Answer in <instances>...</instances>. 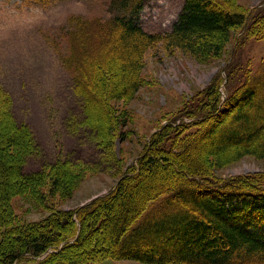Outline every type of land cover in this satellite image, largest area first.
I'll return each mask as SVG.
<instances>
[{
  "label": "trees",
  "instance_id": "16d2710c",
  "mask_svg": "<svg viewBox=\"0 0 264 264\" xmlns=\"http://www.w3.org/2000/svg\"><path fill=\"white\" fill-rule=\"evenodd\" d=\"M106 1L108 18L73 15L61 30L67 48L60 61L80 117L66 130L87 138L95 161L58 159L27 171L36 138L15 118L13 98L0 84V264H264V183L215 174L243 157L264 160V70L250 76L224 69L160 126L106 194L36 224L15 222V196L33 204L43 202L42 191L70 196L74 177L118 162L114 148L129 122L116 102L142 86L147 50L163 43L214 57L232 33L264 29V6L250 18L232 0H183L168 30L147 32L136 21L146 0Z\"/></svg>",
  "mask_w": 264,
  "mask_h": 264
},
{
  "label": "rangeland",
  "instance_id": "374dc122",
  "mask_svg": "<svg viewBox=\"0 0 264 264\" xmlns=\"http://www.w3.org/2000/svg\"><path fill=\"white\" fill-rule=\"evenodd\" d=\"M232 1L249 17L264 6V0ZM182 4L183 0H146L136 21L147 32L166 31L176 21ZM106 8V0H0V84L13 98L15 118L29 126L38 146V153L25 164L27 171L48 167L58 159L91 161L98 157L84 135L68 134L66 130L72 120L78 122L80 117L73 115L79 103L70 88L71 77L60 61L67 48L61 30L73 15L108 18ZM260 30L232 33L222 53L214 57L195 58L163 43L147 50L142 86L127 102H116L121 112H127L129 122L123 142L114 148L118 162L106 160L95 171L78 179L73 176L75 190L70 196L64 192L49 198L42 191L43 202L34 200L36 204L28 196H15L11 200L15 222L36 224L51 217L53 211L76 210L106 194L120 173L145 151L146 141L159 133L160 126L189 100L205 94L219 73L225 76L224 69L233 73L243 69L250 76L262 72L264 29ZM112 70L118 75V64ZM215 174L223 178L253 175V183H264V160L243 157L215 170ZM108 263L143 264L131 260L105 262Z\"/></svg>",
  "mask_w": 264,
  "mask_h": 264
},
{
  "label": "bare ground",
  "instance_id": "6f19581e",
  "mask_svg": "<svg viewBox=\"0 0 264 264\" xmlns=\"http://www.w3.org/2000/svg\"><path fill=\"white\" fill-rule=\"evenodd\" d=\"M152 83H153V81H152Z\"/></svg>",
  "mask_w": 264,
  "mask_h": 264
}]
</instances>
